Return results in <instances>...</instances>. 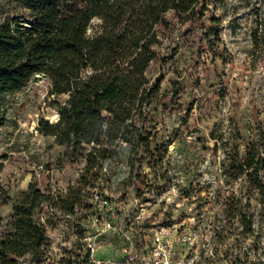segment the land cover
Listing matches in <instances>:
<instances>
[{"label":"rangeland","instance_id":"obj_1","mask_svg":"<svg viewBox=\"0 0 264 264\" xmlns=\"http://www.w3.org/2000/svg\"><path fill=\"white\" fill-rule=\"evenodd\" d=\"M206 2L200 30L188 34L172 21L162 35L160 58L147 70L159 83L142 123L149 142L136 155L119 142L113 159L86 173L82 152L70 158L65 146L38 132L39 120L57 122L55 102L66 100L50 94L48 79L35 76L24 89L0 95V236L13 231V205L31 184L60 197L59 207L35 214L50 246L39 262L25 257L20 264H79L93 189L124 203L136 197L165 222H194L203 264H264V192L238 164L250 146L263 160L264 188V12L255 0ZM70 193L79 199L66 214Z\"/></svg>","mask_w":264,"mask_h":264},{"label":"trees","instance_id":"obj_2","mask_svg":"<svg viewBox=\"0 0 264 264\" xmlns=\"http://www.w3.org/2000/svg\"><path fill=\"white\" fill-rule=\"evenodd\" d=\"M255 1L264 12V0ZM207 11L206 0H0V95L24 89L35 76L48 79L50 94L66 100L55 102L57 122L39 120L38 132L65 146L70 158L82 152L86 173L113 159L119 142L130 143L136 155L149 142L142 123L159 83L147 70L160 58L162 35L178 21L185 33H196ZM244 153L240 174L264 192L258 178L263 160L250 146ZM75 199L66 196V214ZM44 205L59 207L60 197L35 184L14 203L13 231L0 236V264L43 257L50 238L35 214Z\"/></svg>","mask_w":264,"mask_h":264},{"label":"built area","instance_id":"obj_3","mask_svg":"<svg viewBox=\"0 0 264 264\" xmlns=\"http://www.w3.org/2000/svg\"><path fill=\"white\" fill-rule=\"evenodd\" d=\"M93 214L79 236V264H203V237L195 223L157 219L133 197L124 203L90 192Z\"/></svg>","mask_w":264,"mask_h":264},{"label":"bare ground","instance_id":"obj_4","mask_svg":"<svg viewBox=\"0 0 264 264\" xmlns=\"http://www.w3.org/2000/svg\"><path fill=\"white\" fill-rule=\"evenodd\" d=\"M51 119H52V121H54V122L58 120V118L56 117V115L52 116Z\"/></svg>","mask_w":264,"mask_h":264},{"label":"water","instance_id":"obj_5","mask_svg":"<svg viewBox=\"0 0 264 264\" xmlns=\"http://www.w3.org/2000/svg\"><path fill=\"white\" fill-rule=\"evenodd\" d=\"M56 117L59 119V116H58V114L56 115Z\"/></svg>","mask_w":264,"mask_h":264}]
</instances>
